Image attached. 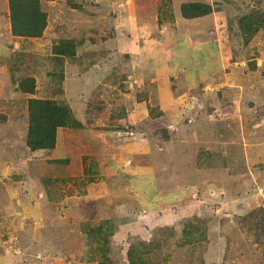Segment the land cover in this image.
Wrapping results in <instances>:
<instances>
[{
    "label": "rangeland",
    "instance_id": "obj_1",
    "mask_svg": "<svg viewBox=\"0 0 264 264\" xmlns=\"http://www.w3.org/2000/svg\"><path fill=\"white\" fill-rule=\"evenodd\" d=\"M34 1L24 36L0 0V264H264V0ZM31 99L69 114L52 147ZM168 145L191 182L156 201L132 154Z\"/></svg>",
    "mask_w": 264,
    "mask_h": 264
},
{
    "label": "trees",
    "instance_id": "obj_2",
    "mask_svg": "<svg viewBox=\"0 0 264 264\" xmlns=\"http://www.w3.org/2000/svg\"><path fill=\"white\" fill-rule=\"evenodd\" d=\"M188 6H194L200 14L206 12L202 8L201 3L188 4ZM31 8V13H27V10ZM9 10L11 17V31L15 35L24 36H38L41 34L44 27V14L40 11L37 6V2L34 0H9ZM195 13V15H198ZM261 24L259 21L253 23L241 24L242 32L251 34L256 31ZM243 34L249 37L247 34ZM48 103V102H47ZM46 103V104H47ZM30 113H29V127L26 136V144L31 149L52 147L54 145V131L57 125H63L68 122L69 114L67 111L62 109H50L46 108L44 101L31 99L30 100ZM40 104L41 106H36ZM43 106L44 109L43 110ZM106 240L97 245L98 252H102L105 249ZM95 252H96V241H95ZM133 246L128 249V258L131 262L135 263L133 260L135 255L133 251ZM101 253V254H102Z\"/></svg>",
    "mask_w": 264,
    "mask_h": 264
},
{
    "label": "crops",
    "instance_id": "obj_3",
    "mask_svg": "<svg viewBox=\"0 0 264 264\" xmlns=\"http://www.w3.org/2000/svg\"><path fill=\"white\" fill-rule=\"evenodd\" d=\"M146 136H148V134ZM163 141L168 142V140H163ZM150 142H152V144H155V142H153L151 140L147 143L149 144ZM166 147L168 150H171V149L173 150L172 155L169 152L167 154V157H168L166 160V162L168 163L167 167L165 166V161H153L154 160L153 159L154 153L151 150H150L151 155L149 154V152L147 154H146V152L144 154H142V153L138 154L137 151H135L132 154V159H131V161L134 165L133 168L135 169L136 174H133V175L129 174L130 182L128 181V183L133 184V180L140 175L141 176L140 184L135 185L138 188V189L135 188L136 191L137 192H139V191L147 192L149 195L153 196L156 201L159 200L160 194H162L164 192V188L166 189V188H169L171 186H178L180 184V182H182L183 185L187 184V186H190V182H191L190 181V177H191L190 171L188 172L187 176L182 177V179L179 176L180 170L177 172L176 166L178 164V160H177V157L173 158V155L175 154L174 146L168 145ZM154 148H156V147H154ZM164 152H165V150H164ZM151 157H152V159H150ZM111 168H112V166H111ZM189 168H190V166H189ZM173 170L175 172H177L176 174L178 175V177H176V174H174ZM108 180H110V179L108 178ZM183 181H185V182H183ZM92 191H93L92 189L88 190V193L85 195H90L92 193ZM80 197H84V196L80 195ZM156 205H158V203ZM157 208H158V206H157ZM86 226L87 225L85 223H83L82 229L84 230L86 228ZM65 229H67V226L65 227ZM65 237H66L65 230H63V234L61 236L62 245H64ZM50 247H52L51 244L45 248L47 249ZM54 247L58 248L56 245ZM94 248H95V246L91 247V249H93L95 251ZM83 252L84 251L80 252L79 256H82L81 253H83ZM85 256H86V254L84 255V257Z\"/></svg>",
    "mask_w": 264,
    "mask_h": 264
}]
</instances>
